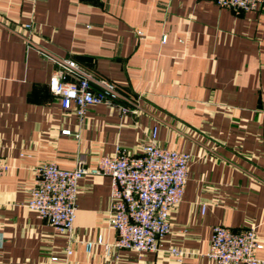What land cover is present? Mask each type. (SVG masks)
Instances as JSON below:
<instances>
[{
    "label": "crops",
    "instance_id": "obj_1",
    "mask_svg": "<svg viewBox=\"0 0 264 264\" xmlns=\"http://www.w3.org/2000/svg\"><path fill=\"white\" fill-rule=\"evenodd\" d=\"M44 53L113 82L132 111L64 110ZM154 127L158 145L192 157L158 251L106 249L117 238L109 175L80 179L72 240L28 207L37 165L72 169L82 156L95 166L118 147L140 153ZM0 141L10 165L0 181V264H216L206 255L215 225L253 227L264 259V3L0 0Z\"/></svg>",
    "mask_w": 264,
    "mask_h": 264
},
{
    "label": "built area",
    "instance_id": "obj_2",
    "mask_svg": "<svg viewBox=\"0 0 264 264\" xmlns=\"http://www.w3.org/2000/svg\"><path fill=\"white\" fill-rule=\"evenodd\" d=\"M213 1L219 7L233 10L254 9L264 3V0ZM44 55L54 63L49 86L64 110H74L80 118L91 105L98 104L118 107L124 114L132 111V99L122 94L113 82L94 76L72 57ZM61 132L72 134L71 129ZM157 135L158 129L154 127L149 143L143 145L140 153L118 147L114 153L101 155L95 166H88L82 156L72 169L61 168L55 161L37 165L28 207L72 240L80 179L89 174L109 175L112 192L108 220L117 231V238L113 245L106 244V249L110 251L114 246L137 252L158 251L171 229L169 214L182 199L192 157L189 152L158 145ZM1 153L0 141V181L10 168ZM204 209L202 205V212ZM97 242L103 244V238L99 237ZM93 244L87 242V252H91ZM261 248L263 245L257 240L253 227L234 230L215 225L206 255L216 264H264V259L257 255ZM168 251L178 261H182L185 254L175 246ZM72 253V247H67V256ZM52 260L58 257L52 256Z\"/></svg>",
    "mask_w": 264,
    "mask_h": 264
}]
</instances>
